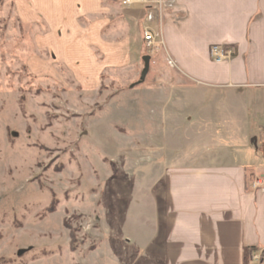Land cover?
Segmentation results:
<instances>
[{
    "label": "rangeland",
    "instance_id": "374dc122",
    "mask_svg": "<svg viewBox=\"0 0 264 264\" xmlns=\"http://www.w3.org/2000/svg\"><path fill=\"white\" fill-rule=\"evenodd\" d=\"M13 1L0 0V264H144L129 254L144 243L136 232L157 225L159 159L193 164L240 149L241 136L227 135L223 112L244 101L233 104L223 90L188 89L174 71L162 38L170 1L152 0L140 26L141 57L151 58L144 82L135 85L139 76L126 67L102 73L95 86L82 85L59 61L73 50H55L52 76L33 73L31 59L50 55L38 50L36 28L18 20ZM111 1L121 16L144 7ZM145 30L154 35L153 50ZM126 37L136 39L118 38ZM172 112L200 113L181 126ZM209 112L218 113L205 119Z\"/></svg>",
    "mask_w": 264,
    "mask_h": 264
},
{
    "label": "crops",
    "instance_id": "0c3cea01",
    "mask_svg": "<svg viewBox=\"0 0 264 264\" xmlns=\"http://www.w3.org/2000/svg\"><path fill=\"white\" fill-rule=\"evenodd\" d=\"M163 1L173 3L164 14V50L188 89L223 90L233 104L244 101L223 112L227 135L239 134L241 148L193 164L164 166L165 158L159 159L163 170L156 180L157 225L143 235L136 232L144 243L129 255L133 262L143 257L144 264H246L247 250L255 248L262 260L250 264H264V190L251 188L256 178L264 181V0ZM13 4L18 20L36 28L38 50L50 55L31 59L28 65L35 75L45 69L52 76L55 50L74 51L71 59L59 61L79 74L82 85H97L108 70L128 67L140 75V26L150 14L148 8H131L121 16V6L111 0ZM128 34L136 39L119 40ZM214 45L232 48L234 56L213 62L209 51ZM198 113L172 112L181 126ZM217 113L209 112L205 119ZM167 143L175 152L173 139ZM159 163L153 166L157 169Z\"/></svg>",
    "mask_w": 264,
    "mask_h": 264
},
{
    "label": "built area",
    "instance_id": "2783aa9c",
    "mask_svg": "<svg viewBox=\"0 0 264 264\" xmlns=\"http://www.w3.org/2000/svg\"><path fill=\"white\" fill-rule=\"evenodd\" d=\"M154 4V1L152 0H121V4L125 7H132V5H137L141 4L145 8L152 9V4ZM165 8L168 7V4L164 3ZM144 42L146 43L147 49L153 50L155 48L154 45V35L150 30H145L144 31ZM210 58L215 62V63H221L230 60L233 55L234 51L232 48L225 47V46H212L209 51ZM264 146V145H263ZM263 180L261 179H256L252 183V188L253 189H260L264 190V184L262 183ZM253 261H258L259 256L254 254L252 256Z\"/></svg>",
    "mask_w": 264,
    "mask_h": 264
},
{
    "label": "trees",
    "instance_id": "16d2710c",
    "mask_svg": "<svg viewBox=\"0 0 264 264\" xmlns=\"http://www.w3.org/2000/svg\"><path fill=\"white\" fill-rule=\"evenodd\" d=\"M55 205H56V200L52 199V202H51L49 208L46 209V213H48V214L53 213L55 211ZM69 236H70V244H69L70 245V250L74 251L75 250L76 241H75L74 234L72 233V231H70ZM255 250H256L255 248H249L247 250V252H246V264H250V262L252 261L251 260V255L255 252ZM261 260H262V255H261Z\"/></svg>",
    "mask_w": 264,
    "mask_h": 264
},
{
    "label": "water",
    "instance_id": "95a60500",
    "mask_svg": "<svg viewBox=\"0 0 264 264\" xmlns=\"http://www.w3.org/2000/svg\"><path fill=\"white\" fill-rule=\"evenodd\" d=\"M142 63H143V67L142 70L140 72L139 75V80L135 83V85H140L144 82L148 71H149V65H150V57L149 56H143L142 57ZM134 85H132L131 87H133ZM21 253H23V251H20L17 255H20Z\"/></svg>",
    "mask_w": 264,
    "mask_h": 264
}]
</instances>
